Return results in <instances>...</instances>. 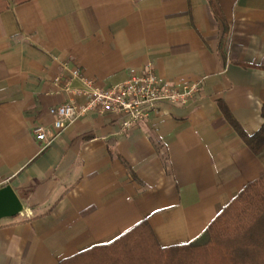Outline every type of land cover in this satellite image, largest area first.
<instances>
[{
    "label": "crops",
    "instance_id": "obj_1",
    "mask_svg": "<svg viewBox=\"0 0 264 264\" xmlns=\"http://www.w3.org/2000/svg\"><path fill=\"white\" fill-rule=\"evenodd\" d=\"M216 2L226 33L211 0H9L0 189L13 188L24 215L0 222V264H60L144 221L162 247L187 244L264 176V151L256 155L223 111L248 135L264 124V0ZM65 67L101 88L149 70L162 84L200 88L132 130L91 113L45 147L32 131L70 98L55 84Z\"/></svg>",
    "mask_w": 264,
    "mask_h": 264
},
{
    "label": "trees",
    "instance_id": "obj_2",
    "mask_svg": "<svg viewBox=\"0 0 264 264\" xmlns=\"http://www.w3.org/2000/svg\"><path fill=\"white\" fill-rule=\"evenodd\" d=\"M8 8L9 0H0V13ZM211 8L226 33L228 26L216 0H211ZM223 111L248 147L256 155L262 153L264 124L257 133L248 135L226 108ZM60 264H264V176L249 183L198 238L187 244L162 247L144 221L114 242Z\"/></svg>",
    "mask_w": 264,
    "mask_h": 264
},
{
    "label": "built area",
    "instance_id": "obj_3",
    "mask_svg": "<svg viewBox=\"0 0 264 264\" xmlns=\"http://www.w3.org/2000/svg\"><path fill=\"white\" fill-rule=\"evenodd\" d=\"M64 69L67 77H57L55 84L70 98L64 104L50 108L49 114L53 118L50 126L37 124L32 131L36 141L45 147L67 126L91 113L113 115L117 117L122 130H132L149 120L163 103L184 106L194 101L200 88L198 83L184 85L180 89L162 84L151 70L117 85L101 88L95 86L79 69ZM75 79H79L83 87H72ZM23 215L22 212L20 216Z\"/></svg>",
    "mask_w": 264,
    "mask_h": 264
},
{
    "label": "water",
    "instance_id": "obj_4",
    "mask_svg": "<svg viewBox=\"0 0 264 264\" xmlns=\"http://www.w3.org/2000/svg\"><path fill=\"white\" fill-rule=\"evenodd\" d=\"M23 209L21 200L10 185L0 189V222L20 216Z\"/></svg>",
    "mask_w": 264,
    "mask_h": 264
}]
</instances>
